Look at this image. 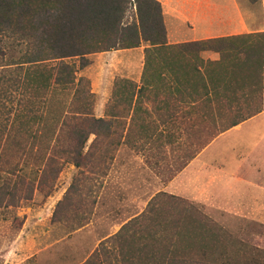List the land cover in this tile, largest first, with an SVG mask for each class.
I'll return each instance as SVG.
<instances>
[{"label":"trees","instance_id":"trees-1","mask_svg":"<svg viewBox=\"0 0 264 264\" xmlns=\"http://www.w3.org/2000/svg\"><path fill=\"white\" fill-rule=\"evenodd\" d=\"M3 40L22 46L23 52L15 63L0 65V77L20 80L16 87L21 94L35 97V113L31 115V103L26 99L6 130L0 123V140L4 138V145H8L25 135L33 141H51L49 153L60 161L47 154L36 182L21 181L23 195L19 199H30L32 192L41 188L45 175L51 188L63 165L76 170L56 203L52 219L77 194L79 175L93 161L97 139L109 141L114 134L110 114L94 117L87 83L75 78V69L67 60L78 59L83 68L90 54L145 45L139 86L118 80L110 95L189 91L202 95H185L187 103L234 104L231 113L209 115L208 139L250 118L253 114H239L235 99L261 89L263 33L166 46L160 4L155 0H0L1 57L5 54ZM167 49L177 50L168 53ZM203 51L215 53L217 59L202 61L198 53ZM55 91L71 92L68 111H59L53 124H46L43 116L49 113L50 94ZM30 119L40 128L29 130ZM17 124L24 129L16 131ZM90 135L93 138L83 151ZM16 202L14 193L0 186V206ZM213 229L212 222L193 203L159 193L141 214L101 241L82 264H227L222 240H209ZM218 230L224 238V232Z\"/></svg>","mask_w":264,"mask_h":264},{"label":"rangeland","instance_id":"rangeland-1","mask_svg":"<svg viewBox=\"0 0 264 264\" xmlns=\"http://www.w3.org/2000/svg\"><path fill=\"white\" fill-rule=\"evenodd\" d=\"M166 1L179 11L180 16H190L191 0ZM236 1L240 7H247L249 4H258L260 0ZM211 2L209 12L217 17L221 16L222 8L218 6L221 0ZM199 5L206 11V0H200ZM215 21L217 20L212 22L211 27L219 25L218 22L215 24ZM162 22L164 29L165 25L168 28L171 26V29L176 26L183 34L186 33L185 28L190 27L189 20L186 22L182 18L174 22L165 17V20L162 18ZM1 47L5 54L0 56V65L15 63L23 52L22 46L11 41L3 40ZM145 47L141 44L134 49L90 54L85 57L87 64L83 68L79 67L80 60L74 58L67 60L75 69V78L87 83V88L92 94L94 116L104 117L105 105L114 83L118 80H127L139 86ZM18 85L20 80L14 79L13 76L0 77V123L4 125V130L8 128V123L26 99L32 106L29 107L32 109L31 115L35 113L33 105L35 97L22 95L19 87H16ZM50 95L51 102L47 109L49 113L43 116V122L46 124H53L58 118L59 111L67 109L71 92L55 91ZM157 95L164 98L168 93L162 90ZM261 100V89L259 93L235 99L239 114H253L261 110ZM144 102L140 101L142 108L148 106V102ZM169 102L171 101H168L165 108L167 112L192 114H187L190 117L185 116L180 120L168 121L170 123L164 125L162 132L148 141L149 144H144L138 137L141 138L145 134L141 129L146 126V120L142 113H136L132 119V134L127 140L134 142L136 148H141L140 151H136L137 158L126 157L124 151H119L111 171L105 177H103L105 175L103 168L107 165L105 159L98 161L97 170L85 167L79 175L77 194L69 200L67 208L57 214L55 219H52V213L56 203L62 198L76 170L71 165H63L51 188L49 177L45 175L41 188L34 190L30 199L21 200L19 199L23 195L21 181L36 182L38 169L43 166L47 154H51L49 152L52 142L33 141L21 135L8 145H4L2 138L0 148L4 145V150L0 158V186L5 185L13 192L17 202L11 206H0V264H82L102 239L113 234L122 223L145 208L144 204L149 196L161 188L160 182H166L176 173L170 171L173 165L176 167L188 157L194 156L213 139H208L207 134L211 127L209 115L231 113L234 105H228L224 101L218 103L211 101L213 104L210 102L209 105L203 102L193 105L182 103L175 110L176 105ZM152 103L158 107L160 102ZM118 118L119 125L125 122V118ZM40 126L35 121L28 120L29 130L39 129ZM20 129L24 127L17 124L15 130ZM105 140L101 138L99 144L98 152L103 154L102 157L106 153ZM51 156L57 160L52 154ZM261 156L262 153L256 152L254 159L253 156L246 159V156L239 152L234 159L237 167L233 172L225 174L221 170H213L207 166L198 168L188 175L184 186L195 193L203 191L205 195L208 183L214 180H231L239 185L247 183L253 187L250 200L245 193L247 190L250 191V188L245 187L246 202L234 207L214 203L205 196L200 198L199 202L182 198L191 201L212 222L215 229L208 234L209 240L212 242L222 240L227 264H264V186L256 187L260 181L264 183V169L262 171L257 165ZM101 169L104 173H100ZM191 183H194V186ZM235 186L224 190L234 191L237 189ZM218 229L224 232V238H221Z\"/></svg>","mask_w":264,"mask_h":264},{"label":"crops","instance_id":"crops-1","mask_svg":"<svg viewBox=\"0 0 264 264\" xmlns=\"http://www.w3.org/2000/svg\"><path fill=\"white\" fill-rule=\"evenodd\" d=\"M155 1L160 4L161 16L163 20H165V17L167 20L170 21L171 19L174 22L180 20V18L186 20V22H188L189 20L188 23L190 27L185 28V34L181 33V29H178L176 26L172 27L171 29V26H169L168 28L167 25H165V35L167 40L166 46H174L186 42L204 41L208 39L238 36L244 34L263 33L264 35V0H260L258 4H249L247 7H240L236 0H221V3L218 4V6L220 5L222 8L221 16L219 17H217L216 15H212L209 12V7L212 5V0H206V11L202 6L200 7V0H191V14L189 17L180 16L179 11L170 6L166 0ZM215 5L216 4L214 3V8ZM169 16H172V18H170ZM214 20H217L215 21V24L216 22H218L219 25H216V27H211L212 22ZM184 39L188 41H185ZM167 50L168 51L166 52L171 53V51L169 50L172 49ZM174 50L176 52L177 49ZM198 57L202 59V61H214L217 59V55L209 51L200 52V54H198ZM189 76H191V74ZM182 92L185 94H182L181 92V94L168 93V95H165L164 98H160L158 97V95H133L132 97H130V95H110L108 102L105 105L103 115L105 118L106 114L111 115V130L114 134L111 136L109 141L105 140L107 141V143L105 146L104 152L106 153H104V157H102L103 154L101 152H98L100 138L97 139L94 148L93 161L88 163L86 168H95V170H97L96 168L98 167V161H100V159L101 161L102 159H105L106 161L104 162H107L106 168H103L105 169V175L103 177H105L111 171L113 167V162L116 160L119 151H124L126 157L130 156L132 159L137 158L136 151H140L141 148H136L134 142L127 140L132 134V119L136 113H142L144 119L146 120H144L146 126L141 129V131H143V133L145 134L141 138L138 137V140H140L144 144H149L148 141L155 137L157 133L162 132L164 125L170 123L168 121H173L175 119L180 120L185 118V116L190 117V115L187 114L192 113L183 114L176 111L167 112V110L165 109L168 106V101H171L174 106L176 105L174 107L176 110V108H179L178 105H181L182 103L186 105H193L195 103H198L184 102L188 100L185 95H202L199 92ZM261 99V110H258V112L253 113V115L245 121L214 137L199 152L195 153L194 156L188 157V159L182 161L178 166L176 165V167L175 165H173L175 168L172 167V170L170 171L176 172L174 176L164 183L160 182L161 188L155 193H153L151 196H149V198L144 204V207H146L147 203L152 197L159 193H164L181 199H191L194 202L201 201L200 198H203L205 196L208 199L213 200L214 203L219 202L230 207L237 206L241 203L244 204L247 200L245 198V195L248 194V199L252 196L251 189L253 187L251 185H248L247 183H241L239 185L237 182L234 181L233 183L231 180H214L215 182L210 181L208 183L209 187L206 191V195L203 193V191H201L202 193H195L192 190L190 191L186 189L184 186L189 178L188 175L191 174L193 171L197 170L198 168H204L207 166L212 168L213 170H221L225 174H227V172H233L234 169H236L237 167V163L234 159L235 156L239 154V152L245 155L246 159L250 158L251 156H253L252 159H254L256 152L262 153L261 159L258 161V163H256L263 171L264 48L261 68ZM140 101H142L143 103H145L144 101H147L148 106H146V108H142L140 106ZM152 102H160L161 104L159 103V106L157 107ZM94 117L104 118L101 116ZM118 117H122L121 119L125 118V122L119 125L120 122H118V119L120 118ZM89 137H91L90 140L88 139L90 143L93 136L90 135ZM88 140L85 143L83 151H85L87 146L89 145V143L87 144ZM103 169H101L100 173H104ZM261 180H263V177H261ZM191 184L192 186H194V183ZM257 185L258 186L256 187L263 188L264 183L260 181V183ZM234 186L237 188L234 189V191H227V189L224 190L227 187L231 188ZM245 187L250 188V191H245L246 194L244 193ZM190 203L192 202L190 201ZM144 210L145 208H143V210L137 215L126 220L118 227V229L130 219L141 214ZM118 229L113 234H115ZM113 234L105 237L104 239L112 236ZM104 239H102L101 241H103Z\"/></svg>","mask_w":264,"mask_h":264}]
</instances>
